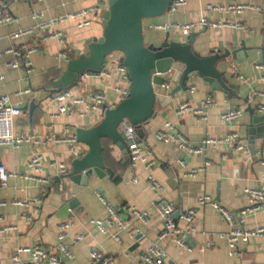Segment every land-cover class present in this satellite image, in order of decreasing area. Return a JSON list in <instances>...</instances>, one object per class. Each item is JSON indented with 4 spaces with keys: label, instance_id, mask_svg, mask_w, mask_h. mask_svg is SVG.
<instances>
[{
    "label": "crops",
    "instance_id": "crops-1",
    "mask_svg": "<svg viewBox=\"0 0 264 264\" xmlns=\"http://www.w3.org/2000/svg\"><path fill=\"white\" fill-rule=\"evenodd\" d=\"M232 2H250L264 7V0H187L185 6L169 11L163 17L144 21L146 43L162 37L166 32L152 28L151 24L193 22L201 17L215 22L239 21L249 31L231 27H203L193 31L197 34L195 49L202 55L211 51L219 55L226 51H239L235 56L229 55L218 62L217 69L225 79L216 88L198 78L192 79L188 82L189 90L177 93L167 107L156 106V114L143 126L141 136L137 134L155 160L151 168L146 169L142 164L132 168L129 157L121 154L117 148L109 150V142L105 140L103 155L109 172L105 171L102 176L92 175L82 184L73 182L69 177L58 179L56 169L49 163L55 160L70 167L74 158L68 152L67 142L49 137H59L65 127L75 134L76 128H90L99 121L91 112L83 116L74 114L51 118L50 114L56 110L57 103L51 101L53 94L50 89L52 81L59 78L68 62L62 53L67 55L68 60L86 53V38L101 34L107 0L9 1L5 13L11 16V22L0 23V50L21 44L36 46L37 50L29 56L34 70L30 76L25 74L22 67L10 68L6 65L13 59L12 55L0 59V95H8L11 103L21 108L20 115L14 121V132L30 134L38 142L45 143L29 141L18 148H0V161L10 174L7 187L0 188V199L7 202L0 208V216L5 224L15 226V229L0 234V264H10V257L17 248L35 243L54 251L58 224L65 219L73 221L64 240L72 256L63 257L65 264H87L91 248L112 256L113 264H137L138 255L158 240L162 228L161 217L153 204L156 194L147 184L149 175L162 184L163 198L174 202L181 210L196 207L197 197L205 194L232 212L248 206L244 189L264 184V130L261 129L264 119L252 122L255 115L264 118V112L257 109L259 105H264V81L261 80L264 70L255 67L264 62V18L252 10L242 15L207 10V5ZM97 4L99 11L89 17V26L77 28L75 21L56 26L65 33L64 44L56 40L44 43L39 34L17 40L8 36L12 31L33 25L35 22L30 17L33 11L42 13L43 18L48 19ZM168 31L172 35H183L175 29ZM105 67L112 72L110 78L89 80L87 83L94 90H103L107 100L114 102L116 93L112 87L119 82L120 75L111 64ZM26 89L29 91L16 94ZM71 90L75 94L80 93L77 86ZM206 97L214 100V105L207 109L206 121H199L191 112L177 114L175 111L185 100L196 105ZM231 107L242 108L243 114L234 122L226 123L221 115ZM249 107L252 112L248 111ZM166 122L174 125L171 132H181L190 145L198 144L207 136L220 138L235 130L242 136L247 154L233 151L222 143L190 156L186 151L175 150L172 144L155 138L154 132L165 129ZM37 152L43 156V174L49 178L48 184L36 177H26L29 172L28 160ZM179 159H184L186 165L178 164ZM206 161H209L208 165H205ZM200 167H204V170L197 177L184 176L186 170ZM132 178L137 181L130 182ZM59 185L62 186L61 191ZM100 197L115 207L119 216L128 223L126 229L119 233L121 243L112 237L116 233L115 228L102 233L90 222L94 218L108 217ZM38 199L41 201L38 202ZM12 200H25L28 204L15 205L10 203ZM63 202L68 206L65 211L67 217L64 218L60 216ZM132 207L146 211L148 222L142 223L135 218L129 211ZM174 219L179 226L186 225L177 214ZM194 226L197 231L186 239L187 250L179 248L168 238L162 240L167 254L166 264H264V233L250 237L247 242H238L236 253L230 255L226 241L221 237L222 233L229 231L230 226L212 206L197 207ZM241 226L248 230L264 226V210L248 213ZM79 235L83 238L75 242Z\"/></svg>",
    "mask_w": 264,
    "mask_h": 264
},
{
    "label": "built area",
    "instance_id": "built-area-1",
    "mask_svg": "<svg viewBox=\"0 0 264 264\" xmlns=\"http://www.w3.org/2000/svg\"><path fill=\"white\" fill-rule=\"evenodd\" d=\"M15 1V0H9ZM8 2L0 0V23L11 22V16L5 13V9L8 7ZM187 0H173L170 11L176 10L178 7L185 6ZM99 5H95L89 8H82L77 11H73L66 14H61L55 17L44 19L42 13L33 11L30 14L31 19L35 22L31 26H27L9 33V38L12 40L21 39L34 34H39L42 42L49 40H56L57 42L64 44L65 33L56 29V26L61 23L69 21H75L77 28H83L89 26L91 19L89 17L93 14H97L99 11ZM207 10H218L220 12L242 15L247 10H252L262 14L264 18V7L254 5L250 2L242 3H228L225 5H207ZM151 27L156 30L168 31L171 29L178 30L183 35H188L198 28H214V27H231L243 31H249V28L243 25L239 21L228 22H215L207 20L201 17L197 21L193 22H167V23H155L151 24ZM37 50L36 46H27L21 44L19 46L12 45L4 50H0V59L6 55H12L13 59L6 65L10 68L22 67L25 74L30 76L33 73V66L30 60V54ZM62 55L68 61L67 55ZM121 54L114 52L107 57V64H111L116 72L119 73V82L113 85V90L116 93V101H108L103 90H94L88 85L89 80H102L103 78H110L112 75L111 70L106 67L99 73L84 72L78 77L77 87L80 90L79 94H75L71 89L62 90L54 93L51 96V101L57 103V108L50 114L51 118H57L59 116H72L78 114V116L87 115L93 113L100 121L104 116L105 109H112L121 100L125 99L129 94V82L126 75V71L120 62ZM106 64V65H107ZM259 70H264V62L256 64L255 66ZM261 80L264 81V75L261 76ZM171 87V82L165 81L162 84L163 92L168 95ZM192 86L190 90L192 91ZM26 89L24 92H17V95L28 92ZM214 105L212 97H206L202 99L198 104L192 105L188 101H183L176 108V113L181 114L184 112H191L198 117L199 121L207 120V109ZM77 106L79 107L78 109ZM259 112H264V105L257 107ZM21 108L17 104H13L10 98L6 94L0 95V148L3 146H10L12 148H18L23 142L32 141L34 143L44 144L30 134L15 133L13 129L15 119L20 115ZM243 114V109L240 107H231L226 109L222 113V119L226 123H232L237 120ZM52 127V124L50 125ZM174 128V125L170 122L165 123V129L157 130L154 132V136L157 140L172 144L175 150H184L188 155H197L204 152L208 147H215L219 144L226 143L231 150L238 152H246V144L239 134L235 130L229 131L223 137L214 138L207 136L202 139L196 145L188 144L186 138L181 132L170 130ZM124 135L130 140L129 144V161L132 168H135L138 164L146 169L151 168L155 164V160L151 157V152L144 148L142 140L136 134L132 126H123ZM55 141H65L68 143V152L73 158H79L86 152V146L78 144L75 134L65 127L62 131V135L59 137H49ZM181 166H185V160L179 159L177 161ZM264 164V159L262 160ZM209 161H206L205 165H208ZM43 156L40 152L34 153L28 160L29 172L26 177H36L38 180L45 184L49 183V178L43 174ZM49 166L56 169V176H66L70 172V167L64 162H57L52 160ZM163 167H166L165 165ZM204 170V167L198 169L186 170L184 176L195 178L198 173ZM42 173V174H41ZM40 174V175H38ZM10 174L7 172L4 164L0 161V188H6L8 185V178ZM137 180L132 178L130 182L135 183ZM147 184L151 190L156 194L154 201V208L162 220V228L158 234V240L152 242L144 251L138 255L137 264H166L165 258L167 256L164 244L162 240L168 238L173 244L181 249H189L186 239L194 234L197 230L194 226V219L197 214V207L202 205L212 206L223 218V220L229 224L230 229L226 233H222L221 237L225 239L229 254L233 255L237 251L238 242H247L250 237L264 233V226H258L253 229H245L241 226L245 216L248 213H254L260 210H264V184L245 188L244 193L249 200V204L245 208H241L236 212H232L217 201H215L209 195H201L197 197L196 207H190L185 210H181L178 206L171 201H166L162 196V184L156 180L152 175L147 178ZM59 190H62V186L59 185ZM107 212L108 217L105 219L94 218L91 219V223L102 233H108L111 228L116 229V233L112 235L113 239L121 243L120 234L126 229L128 223L122 219L118 210L109 204L104 198L100 197ZM41 200L38 199V202ZM10 203L15 205H27L25 200H12ZM7 202L0 199V208L5 206ZM131 214L140 220L142 223L148 222V213L146 211H140L134 207L130 208ZM185 222V226H179L175 223L174 215ZM73 224L72 219H65L60 221L56 233V248L54 251L46 249L39 243L32 244L30 246L19 247L10 257V264H65L63 257H71L72 252L70 248L65 244L64 240L67 237L69 227ZM15 229V226L5 224L3 218L0 216V234ZM133 237V236H132ZM83 237L81 235L75 238V242H78ZM210 245V244H207ZM24 255V257H22ZM114 258L110 255H106L96 248H91L89 252V260L87 264H113Z\"/></svg>",
    "mask_w": 264,
    "mask_h": 264
},
{
    "label": "water",
    "instance_id": "water-1",
    "mask_svg": "<svg viewBox=\"0 0 264 264\" xmlns=\"http://www.w3.org/2000/svg\"><path fill=\"white\" fill-rule=\"evenodd\" d=\"M173 0H107L102 16L99 36L85 40L86 53L68 60L65 70L51 83V93L71 89L77 85L84 72L99 73L105 69L107 57L121 54L120 62L129 82L128 96L114 108L105 109L103 118L90 128H76V141L86 146V152L74 158L66 176L73 182L86 183L92 175L102 176L109 168L105 164L103 141L109 142V150L117 148L129 157L130 140L124 135L123 126H132L139 136L143 126L156 114V106L167 107L175 95L189 90L188 82L200 79L212 88L225 79L217 69L220 60L235 56L238 50L224 54L209 52L200 54L194 46L196 33L172 35L166 31L162 37L145 42L144 21L163 17L170 11ZM165 81L171 82L166 95L162 90ZM252 112V108H248ZM255 115L253 123L263 120ZM264 130V127H261ZM68 206L63 202L60 211L65 216Z\"/></svg>",
    "mask_w": 264,
    "mask_h": 264
}]
</instances>
